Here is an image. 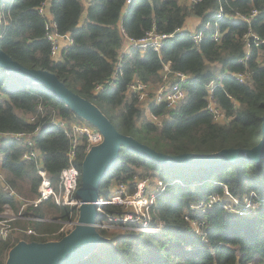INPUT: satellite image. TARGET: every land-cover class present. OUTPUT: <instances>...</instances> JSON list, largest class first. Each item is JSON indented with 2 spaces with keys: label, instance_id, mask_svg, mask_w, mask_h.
<instances>
[{
  "label": "trees",
  "instance_id": "1",
  "mask_svg": "<svg viewBox=\"0 0 264 264\" xmlns=\"http://www.w3.org/2000/svg\"><path fill=\"white\" fill-rule=\"evenodd\" d=\"M3 1L9 14L0 27V46L28 68L57 74L70 89L95 103L120 132L169 155L249 150L261 142L264 0H197L192 4L188 0H132L129 4L127 0H51L50 11L59 31L72 38L60 59L52 57L45 36L46 16L39 11L45 0ZM220 7L224 16L218 18ZM252 10L257 14L250 17ZM190 14L199 18L203 35L198 42L186 28ZM120 25L134 39L152 29L179 32L165 38L160 51L132 48L121 55L125 37ZM216 32L219 40L214 38ZM116 69L115 86L98 91L97 85L111 80ZM177 72L188 79L183 82L187 94L175 106L164 102L143 106L129 89L136 78L160 84L165 74L174 80ZM242 72L248 76L240 82L236 74ZM211 82H215L213 97L228 122L215 121L207 109ZM153 114L163 122L154 120ZM56 117L85 121L44 84L10 74L0 65V172L4 176L0 178V218L7 207L18 215L24 201L38 197L41 183L37 163L23 158L28 145L14 133H33L44 167L57 186L61 170L69 164L71 141L64 128L53 123ZM85 147V141L78 146L80 168ZM135 175L159 177L168 185L148 211L150 225L160 229H139L141 218L106 222L119 230L99 226L107 240L75 264H249L251 260L264 264V205L251 215L230 213L220 203L200 206L213 193L226 197V189L241 200L255 194L264 198V156L210 166H164L123 147L117 163L102 179V194L108 197L120 182L133 188ZM104 211L100 221L105 222L108 215L122 214L124 209L112 204ZM21 214L12 219L18 228L14 235L0 234V264H6L10 249L21 240L62 239L70 232L62 227L77 219L78 211L48 198L29 204ZM27 227L35 232H24Z\"/></svg>",
  "mask_w": 264,
  "mask_h": 264
},
{
  "label": "built area",
  "instance_id": "2",
  "mask_svg": "<svg viewBox=\"0 0 264 264\" xmlns=\"http://www.w3.org/2000/svg\"><path fill=\"white\" fill-rule=\"evenodd\" d=\"M50 1L45 0L39 6V11L43 15L46 16L45 22V36L50 41L51 44V55L55 59H60L62 56V51L66 48L71 42L72 38L69 34H63L59 31L58 23L55 20L53 13L50 11ZM87 3L89 0H82ZM197 0H188L190 4L196 2ZM132 0H127V4L131 3ZM0 27L7 23V18L9 11H7L6 2L3 1L0 4ZM257 14V10H252L251 16ZM224 16L223 7L219 8L217 12V17L221 18ZM239 16V15H238ZM250 17H244L246 20H250ZM120 29L125 37V44L122 48L121 55L124 52H130L132 48H139L142 50H146L148 48H152L156 51H160L165 38L168 36H172L175 32H179V29L172 34L160 33L156 29H152L148 31L143 37L134 39L127 35L126 29L124 26L120 25ZM203 32L201 29H196L192 31V36L194 41L198 42L201 40ZM214 38L216 40L220 39V33L216 32ZM169 66H166L168 70ZM118 70L114 72L112 75V79L109 80L106 84L97 85L96 89L98 91L104 90L107 85L110 87L115 86L114 79L118 76ZM248 76V72H242L236 74V78L243 82ZM174 80L168 74H165L164 82L160 84H151L142 81L141 79H134L129 84V89L132 92H135L139 98L140 103L143 106H149L150 103H166L168 106H175L181 100H183L187 94V90L183 85V82H186L187 75L183 72H177L174 75ZM215 86V82H211L208 87V103L207 109L213 116V119L220 123L228 122L229 117L224 113V111L217 105L214 97H213V88ZM154 120L158 123H162L163 119L156 116L151 115ZM53 123L59 124L64 128L65 134L70 138L71 147L68 151L69 164L64 167L60 172V178L57 186L53 184L51 176L48 170L44 167L43 162V154L39 150L36 145V140L33 137V133L27 131H19L14 133L19 140H22L24 143L28 145V149L24 151L23 158L28 160H34L38 165V172L41 177V183L39 186V195L36 199L31 201H24L21 206V210L18 215L14 214L11 218H0V234L3 237H8L10 233H12L15 228L12 225V219L21 216V212L29 205V204H39L45 199L53 198L58 205L64 206H79L82 204V200L77 196V189L81 184V168L76 164V158L78 156V146L83 144L85 141V150L86 154L90 151V149L100 144L103 141V134L101 131L88 123L87 121H79L74 120L69 122L62 118H54ZM4 176L0 172V178L2 179ZM134 187L132 188L128 183L120 182L116 184L112 193L108 196H101L96 203L100 208V216L105 215L104 207L106 205H121L124 209V212L121 214H110L108 215L107 221L98 220L97 227L105 224L106 222H112L115 220L127 221L130 219H140L142 220V229L149 231H158V227L150 225V222L145 221L143 219H149L148 211L151 205L154 203L157 196H159L162 191L166 190L167 183L163 180L159 179L158 182H154L152 179L147 177H139L134 176L133 180ZM13 193H15L12 190ZM226 197L221 196L218 193H213L208 196V198L200 204L203 207L211 206L214 203H220L222 206L230 213H235L237 215H250L257 208L259 209L264 204V198H259L257 194L248 195L244 198V200L239 199L238 197L232 196L229 191L226 189L225 191ZM233 199L235 202H233ZM252 201L257 202V207L252 206ZM143 213V216L141 215ZM199 228V227H197ZM27 233H34L35 230L33 228H29L26 230ZM249 264H260L256 260H251Z\"/></svg>",
  "mask_w": 264,
  "mask_h": 264
},
{
  "label": "water",
  "instance_id": "3",
  "mask_svg": "<svg viewBox=\"0 0 264 264\" xmlns=\"http://www.w3.org/2000/svg\"><path fill=\"white\" fill-rule=\"evenodd\" d=\"M3 0H0V4ZM0 65L10 74L44 84L60 100L64 101L81 118L97 127L103 141L87 152L81 165V184L77 196L83 201L78 208L73 229L60 240H21L10 249L6 264H75L87 256L99 243L106 241L97 227L101 220L96 201L104 196L101 183L108 170L118 161L122 148L134 150L161 162L164 166L217 165L224 161L241 158L260 160L264 156V136L252 149L228 148L216 154L183 153L169 155L159 152L136 138L118 130L110 118L92 101L70 89L57 74L50 70L28 68L0 46Z\"/></svg>",
  "mask_w": 264,
  "mask_h": 264
},
{
  "label": "rangeland",
  "instance_id": "4",
  "mask_svg": "<svg viewBox=\"0 0 264 264\" xmlns=\"http://www.w3.org/2000/svg\"><path fill=\"white\" fill-rule=\"evenodd\" d=\"M150 179H152L154 182H158L159 181V177H153V176H148ZM168 185H166V190H167V187ZM165 190V191H166ZM164 191V192H165ZM163 192V191H162ZM246 196H248V195H246ZM245 196V197H246ZM244 197V198H245ZM233 202H235V200L233 199ZM252 206H258L257 205V202L256 201H252ZM264 205V204H263ZM193 206L195 207L196 206V204H193ZM68 208L70 207V208H74V210L75 211H78V207L77 206H67ZM255 207V208H256ZM258 209V208H257ZM14 214H16L13 210H12V208H10V207H7L6 208V210H5V212L3 213V215H4V218H11V217H13L14 216ZM142 216H143V213L141 214ZM251 215V214H250ZM144 217V216H143ZM76 220V219H75ZM131 220H136L135 218L134 219H130V220H127V221H131ZM127 221H121V222H127ZM145 221H148V222H150V220L149 219H143V222H145ZM113 226H111V225H106L107 227H109V228H111V229H114V230H119L118 229V227H117V225H114V224H112ZM73 227H74V224L73 223H65L64 224V226L62 227V230L63 231H71L72 229H73ZM194 227H195V225H194ZM27 228H29V227H27ZM30 228H32V227H30ZM16 229V230H15ZM139 229H142V222H141V226L139 227ZM159 229V228H158ZM26 230L27 229H25V230H23L24 232H26ZM16 231H18V228H14V230L12 231V233H13V235L16 233ZM146 231H149L148 229H146ZM155 231V230H154ZM197 231L198 232H201L202 231V229L201 228H197Z\"/></svg>",
  "mask_w": 264,
  "mask_h": 264
},
{
  "label": "crops",
  "instance_id": "5",
  "mask_svg": "<svg viewBox=\"0 0 264 264\" xmlns=\"http://www.w3.org/2000/svg\"><path fill=\"white\" fill-rule=\"evenodd\" d=\"M199 18L193 14H190L186 23V28L192 31L198 29Z\"/></svg>",
  "mask_w": 264,
  "mask_h": 264
}]
</instances>
